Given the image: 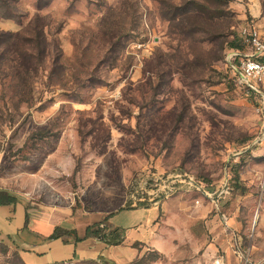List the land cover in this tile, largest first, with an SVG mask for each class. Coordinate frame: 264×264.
I'll return each instance as SVG.
<instances>
[{
    "label": "rangeland",
    "instance_id": "1",
    "mask_svg": "<svg viewBox=\"0 0 264 264\" xmlns=\"http://www.w3.org/2000/svg\"><path fill=\"white\" fill-rule=\"evenodd\" d=\"M0 1L11 15L0 31L38 15L59 62L30 80V108L1 65V189L80 229L133 209L113 224L144 242L112 264H264V103L226 62L245 24L264 36V0H220L216 14L191 8L174 20L188 0ZM226 165L238 174L218 211L195 192L152 194V175L183 172L212 191ZM0 264H18L16 254L1 246Z\"/></svg>",
    "mask_w": 264,
    "mask_h": 264
},
{
    "label": "crops",
    "instance_id": "2",
    "mask_svg": "<svg viewBox=\"0 0 264 264\" xmlns=\"http://www.w3.org/2000/svg\"><path fill=\"white\" fill-rule=\"evenodd\" d=\"M0 191L7 190L0 188ZM7 192L16 197V202L0 206V247L13 251L18 264H112L114 255H119L121 259L137 257L134 244L144 242L143 239L125 241L129 228L113 224L114 214L133 209L124 208L103 215L93 224L88 223L80 229L82 223L73 222L71 218L59 223L58 217L52 212L41 209L39 205L11 191ZM146 214L145 211L142 222L146 219ZM154 216L155 214L153 218ZM97 225L102 233L117 229L119 238L112 240L111 244L110 237L86 236L87 229ZM56 228L68 232L56 239H50ZM141 232L143 238L144 233ZM150 241L154 250H160L162 244L158 240ZM68 244L73 245L71 252Z\"/></svg>",
    "mask_w": 264,
    "mask_h": 264
},
{
    "label": "trees",
    "instance_id": "3",
    "mask_svg": "<svg viewBox=\"0 0 264 264\" xmlns=\"http://www.w3.org/2000/svg\"><path fill=\"white\" fill-rule=\"evenodd\" d=\"M48 4L49 1L42 3V0H37L36 9L41 10ZM210 6L213 8L211 9ZM219 6H221L220 0H202V3H198L196 0H188L182 7L173 8L174 13L169 20H174V17L178 15H188L191 8H196L195 10L198 13L209 10L216 14ZM8 10L9 6L7 3L0 1V15L4 18H11V15L4 13ZM45 27L41 18L35 15L25 28L16 33L0 31V76L2 75L1 65L7 62L8 64L5 65L7 72L3 74V77H9V86L15 96H18L19 104L21 106L25 105L27 108H30L32 101L30 80L36 77L47 61L50 62L52 71L59 66L58 57L54 58L51 56V48H54V43L46 40ZM232 47L238 50L241 49V42L239 41V44L234 43ZM39 137L40 139L44 138V133H39ZM237 174L236 170L233 169L232 178L234 179H232V185L236 183ZM15 202L16 197L7 191H0V206L14 204ZM67 232L56 228L50 239H56ZM69 233H72V231ZM86 236L110 237L114 241L119 238L117 229L102 233L98 225L89 227L86 231ZM136 246L137 244H134V247Z\"/></svg>",
    "mask_w": 264,
    "mask_h": 264
},
{
    "label": "built area",
    "instance_id": "4",
    "mask_svg": "<svg viewBox=\"0 0 264 264\" xmlns=\"http://www.w3.org/2000/svg\"><path fill=\"white\" fill-rule=\"evenodd\" d=\"M241 49H233L227 55V65L236 81L246 89L248 93L260 96L264 103V36L260 30L249 23L245 24L239 30ZM225 174L217 187L212 191L202 182L197 181L193 176L187 173L170 174L164 178L154 177L152 194L155 197L168 198L181 191L195 192L208 202H211L215 210L218 211L219 203L231 192V176L228 172V165L225 166ZM199 204V201H195ZM226 221V216L221 214ZM244 264H252L245 259Z\"/></svg>",
    "mask_w": 264,
    "mask_h": 264
},
{
    "label": "water",
    "instance_id": "5",
    "mask_svg": "<svg viewBox=\"0 0 264 264\" xmlns=\"http://www.w3.org/2000/svg\"><path fill=\"white\" fill-rule=\"evenodd\" d=\"M110 242H112V239H110Z\"/></svg>",
    "mask_w": 264,
    "mask_h": 264
}]
</instances>
